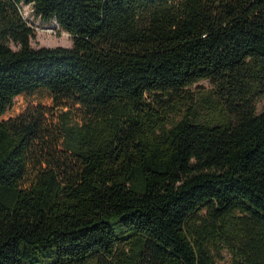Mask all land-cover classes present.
Wrapping results in <instances>:
<instances>
[{"label":"trees","instance_id":"obj_1","mask_svg":"<svg viewBox=\"0 0 264 264\" xmlns=\"http://www.w3.org/2000/svg\"><path fill=\"white\" fill-rule=\"evenodd\" d=\"M225 251L264 264V0H0V264Z\"/></svg>","mask_w":264,"mask_h":264},{"label":"rangeland","instance_id":"obj_2","mask_svg":"<svg viewBox=\"0 0 264 264\" xmlns=\"http://www.w3.org/2000/svg\"><path fill=\"white\" fill-rule=\"evenodd\" d=\"M22 13L26 16L30 21H32L35 27V35L31 39V45L34 48H41V47H72L73 40L70 33L65 31L62 28H51L52 24L41 22L39 19L35 18L33 15V8L31 5L23 4L21 6ZM14 49L17 47L12 44ZM211 88V83L208 80H202L196 83L192 88L191 91L199 94L200 92L208 91ZM24 100L19 97L16 99L14 107L10 110L9 113L18 112L21 108L22 102ZM260 109L263 108V103H259ZM219 264H231L232 263V255L225 251L221 256L216 257Z\"/></svg>","mask_w":264,"mask_h":264},{"label":"built area","instance_id":"obj_3","mask_svg":"<svg viewBox=\"0 0 264 264\" xmlns=\"http://www.w3.org/2000/svg\"><path fill=\"white\" fill-rule=\"evenodd\" d=\"M55 27L59 28V26H58L57 24H55V25L52 26L51 28H55ZM34 28H35V27H34Z\"/></svg>","mask_w":264,"mask_h":264}]
</instances>
